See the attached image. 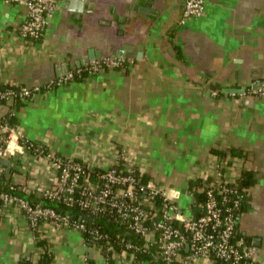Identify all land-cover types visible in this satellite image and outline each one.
Masks as SVG:
<instances>
[{"label":"crops","instance_id":"1","mask_svg":"<svg viewBox=\"0 0 264 264\" xmlns=\"http://www.w3.org/2000/svg\"><path fill=\"white\" fill-rule=\"evenodd\" d=\"M84 2L90 12L83 16L62 3L32 41L20 35L27 9L0 0V87H43L14 109L21 134L88 167L138 170L187 218L194 201L189 180L199 181L200 192L219 161L227 162L231 181L251 172L255 183L238 231L256 248V264H264V0H206L204 14L184 24L186 0ZM90 50L94 61L115 56L124 63L44 88L65 67L93 62ZM43 162L36 175L25 162L28 173L12 171L11 179L34 175L47 184ZM12 217L0 211V264L36 261L34 234ZM47 239L56 264H104L74 230L51 228ZM125 260L114 264H130Z\"/></svg>","mask_w":264,"mask_h":264},{"label":"built area","instance_id":"2","mask_svg":"<svg viewBox=\"0 0 264 264\" xmlns=\"http://www.w3.org/2000/svg\"><path fill=\"white\" fill-rule=\"evenodd\" d=\"M1 1L5 5H18L27 9V20L20 28V35L23 39L37 41L43 36L49 20L60 5L68 0ZM205 7L206 0H186L181 23L201 17ZM123 63L124 59L121 57L104 56L68 71L44 88L52 89L71 83L82 79L85 74L92 76L105 69L121 67ZM6 85L0 88V160L9 161L11 172L25 174L28 173L25 172V162L31 164L32 174H35L39 169V160H43L42 164L48 166L51 174V181L47 184L31 175L33 180L25 177L26 182H17L14 178L0 187V211H10L12 218H15V224L18 220H24L32 233L41 238H47L51 228L59 233L74 230L81 236L88 232L96 239L108 238L97 228L89 230L82 217L74 221L59 215L51 208L43 207L42 199L48 198L68 208L78 207L89 217L101 214L114 217L125 224L134 235L142 238L139 246L127 243V248L121 254H101L104 264L111 258H123L125 261L131 258L130 264H133L135 254L131 251L155 256L151 262L144 260L136 264H213L212 260L216 264H256V248L248 245L244 239H233L237 231L240 201L236 196V186H229L231 180L224 174L226 161H219L214 165L215 178L211 184L202 187L201 191L206 195L203 214L197 218H187L177 204L161 195L150 184H143L141 176L132 169L124 168L120 171L116 165L105 168L88 167L25 139L19 126L9 123L11 113L6 103H27L41 94L43 87L29 89L13 84ZM261 91L264 94V86ZM11 116H16V112L13 111ZM8 166L0 163V178L11 176V172L6 176ZM92 177L94 181L91 180ZM21 195L33 197L35 201L29 202ZM143 195L146 197L144 200L141 199ZM158 195L163 199V207L161 218L156 221L155 214L146 208V204H151ZM174 220L179 221L183 228L175 227ZM40 223L43 227H40ZM112 250L111 246L107 249L108 252ZM38 257L39 254L37 260Z\"/></svg>","mask_w":264,"mask_h":264},{"label":"trees","instance_id":"3","mask_svg":"<svg viewBox=\"0 0 264 264\" xmlns=\"http://www.w3.org/2000/svg\"><path fill=\"white\" fill-rule=\"evenodd\" d=\"M86 75L87 74H85V76ZM6 86L7 85H4L0 88H4ZM22 104L24 103H21V104H18L16 102L6 103V105H8L9 112L11 113V115L14 109L17 108V106L19 107L20 105L22 106ZM11 115L9 118V123L12 125H16L17 117L11 116ZM215 153H219V152H215ZM116 166L120 171L124 169V166L122 165H116ZM134 172L141 176L143 184L146 185L148 183V180H149L148 177H146L144 174H140L138 170H134ZM10 179H11V176L9 177L4 176L3 178H0V187L3 184L6 185L7 182L10 181ZM91 180L94 181L95 180L94 177H92ZM229 182H230L229 186H232V187L236 186V190H237L236 196L238 197L240 201L239 209L237 210V218L239 221L240 215L244 213L249 206V191L251 190V188L253 187L255 183V178L251 172H243L237 181L235 182L229 181ZM211 183L212 181L205 182L206 185L211 184ZM189 184H190L189 189L193 191V197H194V201L192 203V218H197L203 214L204 205L206 202V195L204 191L198 192V190L195 189L197 185L199 184V181L189 180ZM21 196H24V195H21ZM25 198L29 202L35 201L33 197H25ZM145 198L146 197L143 195L141 199L144 200ZM42 201H43L42 202L43 207L51 208L55 210L59 215L63 217H69L70 219L74 221H78L82 217L87 222L89 230L91 229L93 230V228H97L98 230H100L101 233L107 235L108 236L107 239H104V238L96 239L88 232L82 233V238L85 244L88 247L96 248L97 250L101 252V254H104V255L106 254L109 256H111V254H121L122 251H124L127 248V243H133L134 245H137V246L142 244V241H141L142 238H140L137 235H134L132 231L127 229L125 224H122L119 220L117 221L114 217H110L105 214L89 217L85 215L83 211L79 209L78 207L68 208L62 203L53 201L48 198H43ZM162 207H163V199L160 195L156 196L151 204H146V208L151 209L153 213L155 214L156 221L160 220L161 218ZM173 225L180 229L183 228L182 224L176 220L173 221ZM40 227H43L42 223H40ZM236 229L237 231H236L235 237L233 238L235 240L241 238V234L238 231V222L236 225ZM33 238H34L36 249L39 251L38 260L35 263L33 260L29 258H24L18 261L16 264H56L55 256L51 250V243L48 241V239L46 237L41 238L39 237L38 234H35ZM110 246L113 248V250L108 252L107 249ZM131 252L135 254L134 255L135 263L136 262L138 263L144 260L151 262L155 259V256L151 255L150 252H149L150 254H147V255L141 252L140 253L135 252V251H131ZM214 262L215 261L212 260V263L216 264ZM114 263H115V259L111 258V260H109L107 264H114ZM86 264H96V263L94 262V260L88 259L86 261Z\"/></svg>","mask_w":264,"mask_h":264},{"label":"water","instance_id":"4","mask_svg":"<svg viewBox=\"0 0 264 264\" xmlns=\"http://www.w3.org/2000/svg\"><path fill=\"white\" fill-rule=\"evenodd\" d=\"M69 4V10L76 13L77 16H83L84 14H87L89 11V9L86 7V3L84 2V0H68L67 1ZM139 11H141V9H139ZM122 27L124 28V22H122ZM124 32L122 31L123 34ZM123 50H126L125 46L123 47ZM95 60V55L93 56V51H89V61H94ZM78 67L80 68L81 65H78ZM67 68L65 67V70L63 71V75H65L67 73ZM0 163L8 166L9 165V161L7 160H0ZM11 172V168L8 166L7 169V174L6 176H9Z\"/></svg>","mask_w":264,"mask_h":264}]
</instances>
